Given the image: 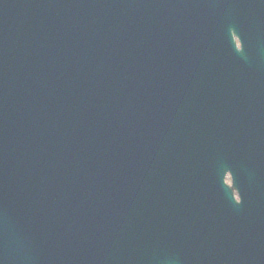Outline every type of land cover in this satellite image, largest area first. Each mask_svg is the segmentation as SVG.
Here are the masks:
<instances>
[{
	"label": "water",
	"instance_id": "obj_1",
	"mask_svg": "<svg viewBox=\"0 0 264 264\" xmlns=\"http://www.w3.org/2000/svg\"><path fill=\"white\" fill-rule=\"evenodd\" d=\"M0 264H264V0H0Z\"/></svg>",
	"mask_w": 264,
	"mask_h": 264
},
{
	"label": "bare ground",
	"instance_id": "obj_2",
	"mask_svg": "<svg viewBox=\"0 0 264 264\" xmlns=\"http://www.w3.org/2000/svg\"><path fill=\"white\" fill-rule=\"evenodd\" d=\"M263 95V93L262 92H260V97Z\"/></svg>",
	"mask_w": 264,
	"mask_h": 264
}]
</instances>
